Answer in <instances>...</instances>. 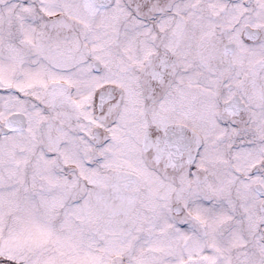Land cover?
I'll return each mask as SVG.
<instances>
[{
	"label": "snow or ice",
	"instance_id": "6c2138e0",
	"mask_svg": "<svg viewBox=\"0 0 264 264\" xmlns=\"http://www.w3.org/2000/svg\"><path fill=\"white\" fill-rule=\"evenodd\" d=\"M0 264H264V0H0Z\"/></svg>",
	"mask_w": 264,
	"mask_h": 264
}]
</instances>
